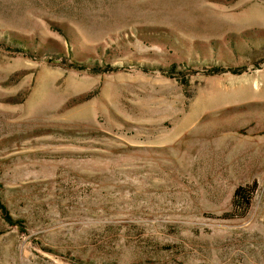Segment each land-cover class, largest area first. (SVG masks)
Returning <instances> with one entry per match:
<instances>
[{
    "label": "rangeland",
    "instance_id": "obj_1",
    "mask_svg": "<svg viewBox=\"0 0 264 264\" xmlns=\"http://www.w3.org/2000/svg\"><path fill=\"white\" fill-rule=\"evenodd\" d=\"M0 264H264V0H0Z\"/></svg>",
    "mask_w": 264,
    "mask_h": 264
}]
</instances>
